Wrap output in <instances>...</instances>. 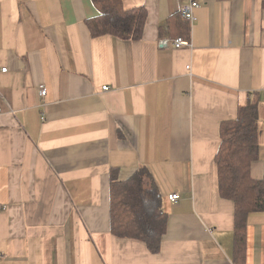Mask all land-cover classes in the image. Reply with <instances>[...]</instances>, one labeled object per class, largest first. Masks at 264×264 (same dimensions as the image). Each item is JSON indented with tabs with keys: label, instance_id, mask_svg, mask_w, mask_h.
<instances>
[{
	"label": "crops",
	"instance_id": "0c3cea01",
	"mask_svg": "<svg viewBox=\"0 0 264 264\" xmlns=\"http://www.w3.org/2000/svg\"><path fill=\"white\" fill-rule=\"evenodd\" d=\"M196 1L192 47L175 48L182 0H123L148 10L136 41L91 37V0H0V264H234L215 154L221 123L260 94L264 179V9ZM140 166L168 215L158 254L110 232V168ZM247 263L264 264V210L248 217Z\"/></svg>",
	"mask_w": 264,
	"mask_h": 264
},
{
	"label": "trees",
	"instance_id": "16d2710c",
	"mask_svg": "<svg viewBox=\"0 0 264 264\" xmlns=\"http://www.w3.org/2000/svg\"><path fill=\"white\" fill-rule=\"evenodd\" d=\"M91 1L98 11L85 19L91 37L111 35L121 41L143 38L148 19L145 6L127 9L123 0ZM167 31L172 39L191 38V25L179 12L168 18ZM261 100L260 94L251 93L247 103L238 107L236 118L221 123L220 145L215 154L220 195L235 205L234 264H248V217L264 210V179H256L251 173L252 164L259 157ZM109 215L112 235L142 241L151 254L160 252L168 229V215L148 167L140 166L126 180L120 179L117 167L110 168Z\"/></svg>",
	"mask_w": 264,
	"mask_h": 264
},
{
	"label": "built area",
	"instance_id": "2783aa9c",
	"mask_svg": "<svg viewBox=\"0 0 264 264\" xmlns=\"http://www.w3.org/2000/svg\"><path fill=\"white\" fill-rule=\"evenodd\" d=\"M202 6V4L199 1L196 0H182L181 6L179 8V13L182 15V17L186 18L190 25L192 26L194 22L197 20V11ZM169 40L164 39L162 40V43H169ZM172 45L175 48H183V47H192V41L191 38H183V37H177L172 40ZM188 69H190V66H187ZM8 68L7 66L0 68V73L7 72ZM104 90L108 89V86L103 87ZM39 92L41 97H45L47 94V89L44 84H40L39 86ZM168 198L172 202H177L180 199L179 193H170L168 194Z\"/></svg>",
	"mask_w": 264,
	"mask_h": 264
}]
</instances>
